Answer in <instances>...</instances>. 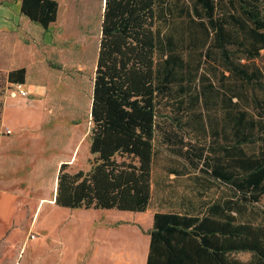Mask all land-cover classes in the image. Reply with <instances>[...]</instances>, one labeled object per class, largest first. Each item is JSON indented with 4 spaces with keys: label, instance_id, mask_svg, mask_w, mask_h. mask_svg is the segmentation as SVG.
<instances>
[{
    "label": "trees",
    "instance_id": "trees-1",
    "mask_svg": "<svg viewBox=\"0 0 264 264\" xmlns=\"http://www.w3.org/2000/svg\"><path fill=\"white\" fill-rule=\"evenodd\" d=\"M59 7L22 0L21 11L48 29ZM263 50L264 0H105L91 168L61 164L56 204L146 210L156 133L170 142L190 128L204 143L179 154L222 188L190 212L156 213L146 264H264V222L248 216L264 196ZM0 74L24 84L27 69ZM171 105L173 120L161 124Z\"/></svg>",
    "mask_w": 264,
    "mask_h": 264
},
{
    "label": "crops",
    "instance_id": "crops-1",
    "mask_svg": "<svg viewBox=\"0 0 264 264\" xmlns=\"http://www.w3.org/2000/svg\"><path fill=\"white\" fill-rule=\"evenodd\" d=\"M21 6L22 0H0V45L13 55L10 58L11 66L6 69L0 67V70L7 72L26 67V82L8 83V86L30 91L29 95L13 93L5 96L2 125L11 132L3 134L2 140L13 145L33 140L37 148L34 152L38 150L37 154L40 155L48 152L38 148L44 146L46 141L44 131L53 106L45 95L50 88L49 83L57 79L42 61L34 60L36 54L44 49V43L42 37L37 39L30 32H21L22 24L28 22ZM33 66H36V77L30 81L29 67ZM10 95L18 98L13 100ZM9 100H13V103L9 104ZM31 107H35L36 112L31 113ZM161 134L162 137L158 133L155 136L151 199L144 211L90 208L86 209L89 212L87 225H69L66 224L64 214H72L73 211L72 208L56 204L57 185L53 194L41 200L33 197L29 201L16 192L3 191L0 194V239L5 236L8 238L11 255L20 253L17 264H146L151 242L150 231L153 229L156 213H187L191 211L190 207L195 201L196 206H199L202 200L198 191L196 197L190 191L192 181L187 178L191 173L180 171L177 165L167 160L168 155L156 147L158 138L162 144L167 145L163 133ZM7 135H12L9 141H5L4 136ZM82 138L83 136L77 142L71 157L60 158L53 168L57 169L63 162L73 164L78 160L77 149ZM87 139L89 140L85 137L84 140ZM57 181L58 176L56 184ZM212 196L217 197L218 194ZM24 221H28L32 228L39 223L40 232L37 233L40 237L37 235L30 238L29 233L32 231L25 234L21 229ZM81 232L83 236H80ZM23 238H26V242L19 246V241ZM28 251L29 255L25 256ZM19 258H24V261Z\"/></svg>",
    "mask_w": 264,
    "mask_h": 264
},
{
    "label": "rangeland",
    "instance_id": "rangeland-1",
    "mask_svg": "<svg viewBox=\"0 0 264 264\" xmlns=\"http://www.w3.org/2000/svg\"><path fill=\"white\" fill-rule=\"evenodd\" d=\"M103 2L105 0H59L58 19L48 29L24 16L28 22L22 24L21 32L24 34L30 32L31 36L37 39L42 37L44 43V49L36 54L34 60L42 61L46 69L51 75L55 74L57 79L49 83L50 88L45 95L51 100L53 106L50 109L46 131H44L46 141L44 146L38 148L48 152L45 151L47 153L40 155L37 154L38 150L34 152L37 148L33 140L22 141L19 145L2 140L3 134L8 133L2 125L3 101L5 96L13 94L17 87H9L0 74V194L5 190H10L29 201L33 197L41 200L53 194L60 169V167L57 169L53 167L60 158L71 157L82 136L77 149L78 160L73 164L70 163L68 169L76 171L91 168L90 141L84 139L89 138L92 125L91 105L102 33ZM12 56L10 50L0 45V67L6 69L11 66ZM261 60L264 62V50ZM35 71L36 66L29 67L30 81L36 77ZM0 72L5 71L0 70ZM9 97L13 100L18 98L11 95ZM13 100H9V104L13 103ZM29 110L31 113L36 112L35 107ZM173 114V105L163 107L158 119L161 124H165L173 120ZM158 134L162 137L161 133ZM11 137L12 135L4 136L5 141H9ZM201 143H204L201 133H193L190 128L176 133V136L172 133L167 145L162 144L159 138L156 139V147L168 155V161L177 165L180 171L191 173L187 179L192 181L190 191L195 193V197L198 191L202 198H207L212 194H218L222 186L208 180L201 170L194 168L190 158L179 154L187 147L192 149L193 144L200 145ZM45 146L48 147L45 148ZM195 151L196 149L193 148L192 152ZM193 159L197 161L196 155H193ZM197 172L201 175V181L196 178ZM251 209L248 216L256 221L264 222V196L251 206ZM72 211V214L71 212L64 214L66 224L87 225L88 210L79 208L72 209ZM27 214L30 215L29 211ZM31 220L33 221L34 217ZM21 227L25 234L32 231L31 233L36 232L35 234L38 235L37 232H40L39 223L32 228L28 221H24ZM80 236H83V232ZM25 242L26 238L20 239L18 245H24ZM9 244L6 236L0 239V264H17L20 253L11 255L12 252L8 250ZM28 253L29 251L25 253V256L29 255ZM236 256L247 259L250 253L239 252ZM19 259L24 261V258Z\"/></svg>",
    "mask_w": 264,
    "mask_h": 264
},
{
    "label": "built area",
    "instance_id": "built-area-1",
    "mask_svg": "<svg viewBox=\"0 0 264 264\" xmlns=\"http://www.w3.org/2000/svg\"><path fill=\"white\" fill-rule=\"evenodd\" d=\"M17 90H14V94L19 93L21 95H29L30 91L28 89H22V88H16ZM8 133L11 132L9 128L6 129ZM37 235L35 233L30 234V238H35Z\"/></svg>",
    "mask_w": 264,
    "mask_h": 264
},
{
    "label": "bare ground",
    "instance_id": "bare-ground-1",
    "mask_svg": "<svg viewBox=\"0 0 264 264\" xmlns=\"http://www.w3.org/2000/svg\"><path fill=\"white\" fill-rule=\"evenodd\" d=\"M104 4H105V2H103V9H104ZM57 185V184H56ZM55 191H56V189H55Z\"/></svg>",
    "mask_w": 264,
    "mask_h": 264
}]
</instances>
